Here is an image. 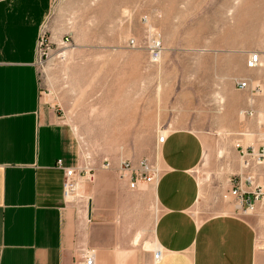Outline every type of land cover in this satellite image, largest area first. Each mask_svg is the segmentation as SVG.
<instances>
[{"label":"rangeland","instance_id":"1","mask_svg":"<svg viewBox=\"0 0 264 264\" xmlns=\"http://www.w3.org/2000/svg\"><path fill=\"white\" fill-rule=\"evenodd\" d=\"M44 28L37 59L44 101L73 131L80 164L95 173L93 182L78 180L77 200L80 184H93L98 170L116 171L132 192L123 161L138 166L146 158L159 173L157 137L179 126L205 142L195 214L225 210L253 219L264 209V202L249 211L223 198L241 164L234 147L264 143V136L243 142L239 130L223 126L234 101L239 120L247 119L240 111L250 94L237 81L256 85L264 70V0H52ZM156 41L161 56L154 61ZM255 52L263 66L253 69L247 62ZM148 199L154 224L152 192Z\"/></svg>","mask_w":264,"mask_h":264},{"label":"crops","instance_id":"2","mask_svg":"<svg viewBox=\"0 0 264 264\" xmlns=\"http://www.w3.org/2000/svg\"><path fill=\"white\" fill-rule=\"evenodd\" d=\"M51 6L52 0H0V264H84L86 252L95 264H264V209L253 219L225 210L195 214L205 142L191 129L159 133L166 137L158 143L152 190L142 184L131 192L116 171L98 170L93 184H80V199L67 200L58 161L80 164L77 139L44 101L37 67ZM258 82L262 92L245 89L250 98L241 106L253 115L240 121L234 101L223 124L239 130L243 142L264 136V70ZM234 165L236 174L245 171ZM258 170L264 183V166Z\"/></svg>","mask_w":264,"mask_h":264},{"label":"built area","instance_id":"3","mask_svg":"<svg viewBox=\"0 0 264 264\" xmlns=\"http://www.w3.org/2000/svg\"><path fill=\"white\" fill-rule=\"evenodd\" d=\"M44 35L45 28L39 37L37 54H39L44 42ZM160 56L161 46L156 41L151 46V58L157 61ZM247 66L253 69L263 66L258 53L250 54ZM252 86L254 91H261L258 85H252L248 79H240L237 83V88L240 90H245ZM240 114L246 118L247 116H252L253 112L241 110ZM165 137L164 133L159 134L157 143H163ZM237 148L242 168L245 171L230 178L231 187L223 194V198L234 199L236 207L239 209L254 211L264 202V183L260 179L261 171L258 170L259 167L264 166V143L258 148H255L253 145L243 146L242 144H238ZM58 166L63 168L65 173L64 193L69 201H74L77 198L78 180L80 178L88 181L95 179V173L90 163L84 162V164H79L77 167H64L62 162L58 161ZM108 166V163L105 164V168H109ZM120 169L123 176L129 177L130 187L133 189H137L143 183L149 185L155 184L158 177L157 169L146 158L140 159L138 166H133L131 163L123 161ZM84 258V264H95L93 255L91 256L89 252L85 253ZM154 258L155 260L161 258V250L158 249L155 252Z\"/></svg>","mask_w":264,"mask_h":264}]
</instances>
